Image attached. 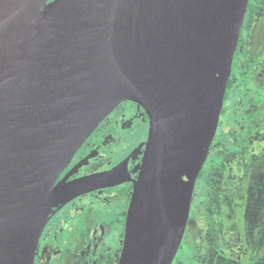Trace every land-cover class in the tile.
I'll return each instance as SVG.
<instances>
[{"label":"water","instance_id":"water-1","mask_svg":"<svg viewBox=\"0 0 264 264\" xmlns=\"http://www.w3.org/2000/svg\"><path fill=\"white\" fill-rule=\"evenodd\" d=\"M248 0H0V264H33L50 216L120 182L59 174L120 102L149 117L117 264H171Z\"/></svg>","mask_w":264,"mask_h":264},{"label":"flooded vegetation","instance_id":"flooded-vegetation-1","mask_svg":"<svg viewBox=\"0 0 264 264\" xmlns=\"http://www.w3.org/2000/svg\"><path fill=\"white\" fill-rule=\"evenodd\" d=\"M252 16L253 22L264 24V14L254 13ZM244 26H250L246 24L245 18L240 28L218 124L195 180L186 225L173 264H197L199 260L214 264L220 258L249 264V259L245 257L249 251L245 228L248 229L250 221L245 219V213L240 210L239 198L245 195L247 200L250 196L247 190L253 183V178L248 183L253 175L252 170L249 167L242 172L241 175L247 176L244 179L226 167L212 183L204 171V165L218 143L224 123L222 117L229 121V128L238 145L246 137L244 130L249 127L250 116L255 110L251 92L241 89L234 91L236 77L231 78L232 73L236 74L240 47L245 39L242 31ZM233 94L242 97L235 108V100L231 98ZM138 105L141 110L132 113L120 110L114 114L117 106L113 108L87 136L59 174L58 179L71 173L70 179L114 167L121 171L120 182L80 194L50 216L41 234L33 264L118 263L133 184L139 174L149 131L148 114ZM230 110L235 111L233 116L229 115ZM259 119L257 124H262ZM88 144L94 146L89 148ZM76 200L82 202L72 207L73 213L59 220L58 224L51 222L60 210ZM77 240H80L78 245L75 243ZM178 253L180 255L176 258Z\"/></svg>","mask_w":264,"mask_h":264},{"label":"rangeland","instance_id":"rangeland-1","mask_svg":"<svg viewBox=\"0 0 264 264\" xmlns=\"http://www.w3.org/2000/svg\"><path fill=\"white\" fill-rule=\"evenodd\" d=\"M254 13L264 14V0H249L247 4L244 18L246 24L250 26H244L242 29L245 39L240 47L236 74L232 73L231 78L236 77L234 91L241 89L251 92L250 96L254 100L252 106L255 107V110L250 116L249 127L244 130L246 137L238 145H236L234 133L229 128V121L222 117L224 123L221 126L220 137L213 155L209 156L204 165V171L207 179L212 183L214 179L216 180V176L218 179L226 167L244 179H247V176L241 175L242 172L248 170L249 167L252 170L253 175H251L248 183L252 178L253 183L247 190L250 196L247 200L245 195H241L239 198L240 210L245 213V219L250 221V224H247L248 229L245 228L246 244L249 248L245 257L249 259V264H264V24L263 22L252 21ZM231 98L235 100L234 108L242 99V97H236L234 94ZM230 101L232 102V100ZM137 109L141 110L138 104L125 100L116 107L114 114L120 110H124L125 113H132L138 111ZM234 114L235 111H229L230 116ZM258 119L263 123L257 124ZM91 141L93 142L94 139ZM88 145L89 148L94 146ZM80 202L82 200H76L64 207L51 222L58 224L59 220L67 218L74 211L72 207H76ZM75 243L80 244V240L75 241ZM179 255L180 253L177 254L176 258ZM176 258L174 259L175 263ZM197 264L205 263L203 260H199ZM214 264L238 263L227 258L226 260L220 258L216 259Z\"/></svg>","mask_w":264,"mask_h":264}]
</instances>
